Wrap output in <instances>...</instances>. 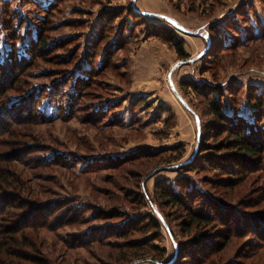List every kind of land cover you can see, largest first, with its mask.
<instances>
[{
	"label": "rangeland",
	"instance_id": "rangeland-1",
	"mask_svg": "<svg viewBox=\"0 0 264 264\" xmlns=\"http://www.w3.org/2000/svg\"><path fill=\"white\" fill-rule=\"evenodd\" d=\"M34 1L39 4L33 0H0V58L11 50V34L19 36L15 52L26 58L29 40H35V30L43 28L47 30L50 50L55 49L52 57L61 61L68 55L74 56L72 65L59 67L35 59L34 67L22 80L27 83V94H40L36 110L41 120H17L7 132L12 135L9 139L15 138L7 150L22 146L17 158L30 175L31 190L27 198L40 204L54 203L50 210L57 208L55 215L61 216L60 221L54 222L48 217L52 221L48 227L54 228L55 236L64 241L65 248L60 249L45 230L38 229L43 233L42 256L52 264H154L153 261H159L157 253L163 250V262H169L177 252L173 242L181 247L188 239L180 234L178 225L182 217L177 214L176 220L172 215L173 221L166 219L169 231L162 225L158 238L135 234L129 239L143 247V255L128 254L126 241L118 238L85 245L82 241L115 230L114 226L122 220L109 222L106 214L115 210L134 213L133 198L142 192L154 202V187L160 180L172 184L180 175L188 176L181 166L201 153L200 135L207 139L205 142L216 145L228 140L220 133L209 134L214 120L207 114L208 101L192 91L182 90L181 82L193 80L207 85L206 90L219 86L225 105L229 106L224 112L231 114L230 104L236 101L237 114L251 121L246 89L255 86L256 93H264V0H64L52 10L46 8L53 1ZM7 6L11 9L14 33L8 28L9 19L6 23L2 21ZM109 10L118 14V18L111 27L112 39L106 44H118L114 37L124 25L122 46L114 51L110 69L93 81L88 92L84 91L81 98L73 101L74 108L70 111L72 100L67 93L73 91L72 80L84 78L81 72L90 69L85 57L92 52V43L100 32V17ZM147 23L175 31L184 41L189 59L180 61L172 45L148 33ZM211 29H216L215 34L221 38H213L212 47L208 36ZM249 34L256 40L247 41ZM220 40L224 48L235 45L231 49L214 47ZM104 44L100 45L99 53H104ZM100 60L101 57L96 58L94 68L101 65ZM62 76L69 80L60 87ZM234 88L240 89L232 97ZM21 95H11L8 104L15 102L14 96ZM87 113L92 116L88 117ZM7 150L1 148L0 155L4 156ZM133 155L140 157L128 158ZM121 158L129 159H125L127 163L133 161L113 167ZM170 160L171 163H166ZM90 161H94L92 167L84 172ZM2 163L0 160V166ZM205 176L210 180L222 178L220 173L207 175L201 171L190 178L199 188ZM253 176L234 181L239 182L230 199L223 198L229 191L218 184L204 187L224 202L254 212L257 207L240 205L243 200L254 202L255 191L263 186L264 179L256 181ZM59 204L64 208L62 213ZM156 204L154 210L173 214V209H160ZM262 205L264 200L258 207ZM98 213L101 219L94 218ZM150 213L153 214L149 206L138 211L141 216ZM92 228L99 230L97 235L88 239L79 235ZM231 239L213 264H236V261L264 264L261 258L264 250L259 251L260 256H247L244 252L240 255L242 239Z\"/></svg>",
	"mask_w": 264,
	"mask_h": 264
},
{
	"label": "trees",
	"instance_id": "trees-1",
	"mask_svg": "<svg viewBox=\"0 0 264 264\" xmlns=\"http://www.w3.org/2000/svg\"><path fill=\"white\" fill-rule=\"evenodd\" d=\"M51 1L53 3H49L46 10L54 9L55 4H59L64 0ZM33 2L39 4V2H35L34 0ZM10 10L9 6L3 10L2 14L5 16L2 21L6 23L9 19V22H7L8 28H11L10 32L14 33ZM13 15L18 17L17 14L13 13ZM117 15L115 12L109 10L100 17V32L95 38L94 43H92V52H88L85 57L91 67L89 70L83 69V72H81L83 75L81 76L84 78L72 80L74 82L73 86H71L73 91L67 93L69 99L72 100L69 105L70 111H73L74 108L73 101L81 98L83 92L90 89L94 83L93 81L97 77H100L105 70L110 69L112 65L111 58L115 54L114 51L116 52L122 46L124 25L121 26L122 29L114 37L115 40L118 39L116 42L118 44L115 45V42L112 44L108 42L106 44L107 40L109 41L111 38V27L115 19L118 18ZM18 19L22 21L20 18ZM145 25L150 35L158 37L166 45H172L180 61L189 59L188 54L184 50V41L178 38L175 31L157 26L152 27V24L149 23ZM230 28L233 29L232 27ZM35 31V40H29V45L26 46V58L19 57L18 53L15 52L17 50L16 41L19 40L18 34H11V50L0 58V149L4 148L7 150L12 147L13 143L11 142H15V138L9 139L12 135L9 136L7 133L12 123L17 120L29 121L31 118H35L38 121L41 120V115L36 110L40 94H27V83L22 80L26 72L34 67L35 59H40L51 67L72 65L74 61L73 55H68L67 58H62L61 61H59L58 57H52L51 53L55 49L50 50L49 48L47 30L43 28V30L36 29ZM215 31L216 29H211V33L208 35L211 40V47L213 38L221 39L220 36L215 34ZM245 39L251 42L256 40H254V35L251 34ZM102 43H105L103 54L99 53ZM233 45L235 44L224 48L220 40V42L217 41L213 46L231 49ZM97 57H101V65L94 68ZM67 80L69 79L62 76V79H60L62 83L59 86L62 87ZM180 86L182 90L192 91L208 101L207 114L214 120L209 134L220 133L221 135H225L228 140L216 145L212 142H205L207 139H203L204 136L200 135L201 142L198 150L201 153L181 166V171L188 173V176L180 175L172 184L167 183L165 180H160L154 187V197L156 198L154 202L143 192L140 196H135L132 202L136 205L134 213H121L116 210L107 213L105 218L109 222L112 220L122 221L118 222L119 224L114 226L115 230H111L107 235L100 236L99 233V236L88 239L90 236L98 234L99 230L96 228H92L90 231L85 232V234H79L88 239L82 241V244L85 245L101 239L108 240L113 237L126 241L124 247H126L125 251L128 254L141 253L139 255H143L145 253L143 247L133 243L131 240L129 241V239L135 236V234L143 236L150 234L153 238H158L162 225L167 232L169 231L165 223L166 219L168 222L176 220L178 217H174L177 214L182 217L178 225L180 234L182 237L188 238L187 242L181 247H178L173 242L177 248V252H175L172 259L169 262H163L164 254L162 253L165 251L161 250L162 252L157 253L159 261L152 260L154 264H213L214 259L218 258L220 251L233 237L242 239L240 255H243L241 253L244 252L247 256H260L259 251L264 250V205L261 208L258 206L261 204V200H264V183L261 188H257L255 191L256 194L254 195H256L257 199L254 202H247L245 200L240 202L242 208L243 206L246 208L257 207L254 212L244 211L239 205L224 202L222 198L215 197L204 186L208 185L210 187L211 185L218 184V187H223L229 191L224 194L223 198L230 199V195L234 194V187L239 182L235 184L234 181L238 179L243 181L245 178L253 176L255 172L258 174L252 178L256 179V181L257 179H264V93H256L258 88L255 86L249 85L247 87L246 107H248L247 109L251 114V121H248L237 114L238 107L235 105L237 104L236 101L230 104L231 114L224 112V108L229 109V106L225 105L223 91L219 86L206 90L205 86L207 85H201L193 80L183 81L180 83ZM239 89L234 88V92L230 95L235 97V93ZM20 93L22 95L14 96L15 102L9 105L8 99L13 98V96H10L19 95ZM87 116L92 115L87 113ZM26 121L24 122L29 123ZM20 152H22V146L16 147L14 150H7L4 156L0 155V160H3L0 166V264H52L51 261L45 259L41 254L43 250L41 249L43 233L38 229L45 230V233L54 239L56 246L60 245V249H64V241L57 235L55 236L53 227H48L52 222L48 221V217H52L51 220L53 219L54 222L60 221L61 216L60 213L55 215L54 211L57 208L50 210L54 207V203L40 204L36 203L33 198H27L31 190L29 187L30 175L28 170H26V165L17 158ZM133 156H129L128 158L140 157L138 155ZM57 159L53 162H56ZM125 159L127 158L118 159V161H115L113 167L124 166V164L127 165L133 161L131 160V162L127 163ZM60 162L64 161L60 160ZM93 162L90 161L85 166L87 168L83 171L88 172L90 170L88 167H92ZM171 162L172 160L166 163ZM237 169H240V171L236 172ZM198 171L207 173V175L217 172L222 175V178L210 180L208 176H205L204 184L199 183V188H197L190 176L192 174L195 175ZM236 173H238V177L234 175ZM157 202L160 209H173V214H169L168 212L163 214L157 208L154 210ZM147 206L150 207L153 214L139 215L138 211ZM60 210H62V213L64 208L62 209L60 206ZM44 213L47 214L44 216ZM171 215L174 219L170 218ZM95 217L100 218V214L98 213ZM35 220L38 221V224L34 223ZM63 225L68 224L64 223ZM168 235L171 236L170 234ZM170 238L172 239V236ZM246 240L250 241L247 242ZM154 248L158 250V248ZM238 251L236 254L240 256ZM261 258H264V251ZM236 264H239V262L236 261Z\"/></svg>",
	"mask_w": 264,
	"mask_h": 264
},
{
	"label": "water",
	"instance_id": "water-1",
	"mask_svg": "<svg viewBox=\"0 0 264 264\" xmlns=\"http://www.w3.org/2000/svg\"><path fill=\"white\" fill-rule=\"evenodd\" d=\"M148 17H149V16H148ZM177 29H178V31H180V32L182 31V30H180L179 28H177ZM183 32H185V31H182V33H183ZM172 91H174V94L177 96V93L175 92V89L172 88ZM177 98H178V100L183 104V106L186 107V104L184 103V101H183L180 97H178V96H177ZM197 129H198V128H197Z\"/></svg>",
	"mask_w": 264,
	"mask_h": 264
}]
</instances>
